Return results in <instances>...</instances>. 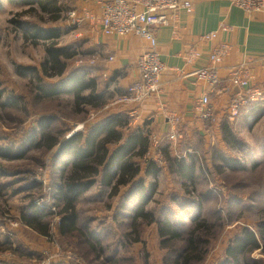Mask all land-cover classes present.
Instances as JSON below:
<instances>
[{"label":"rangeland","instance_id":"obj_1","mask_svg":"<svg viewBox=\"0 0 264 264\" xmlns=\"http://www.w3.org/2000/svg\"><path fill=\"white\" fill-rule=\"evenodd\" d=\"M33 1L28 5L24 0H0V264H104L112 258L110 264H174L182 240L167 245L157 223L132 222L127 216L132 209L124 200L130 186H122L118 195L111 196L110 188H102L97 179L75 202L79 228L60 233L59 176L53 166L56 150L34 148V131H42L45 124L50 138L59 136L61 141L86 132L106 113L102 110L106 102L98 107H78L73 95L43 96L46 87L61 85L79 72V62L88 58L77 53L79 41L69 14L72 0ZM57 29L59 37H45V30ZM54 48L75 53L74 58H61L67 73L52 77L41 72L36 77L34 71L40 70L48 49ZM260 110L264 111V106ZM231 126L234 144L225 141L221 124L218 130L209 128L200 137L166 145L172 158L195 157L194 189L180 175L171 173L164 145L133 160L142 167L153 160L160 167L155 179L144 167L139 176L147 185H154L146 210L157 219L168 217L176 222L175 215L190 205V197L202 200L210 235L205 258L192 264H222L244 228L255 234L259 226L264 228V117L254 123L234 119ZM227 161L235 162L234 168ZM35 207L47 213L38 223L42 228L48 226L45 236L23 221V215L28 216ZM182 218L181 227L190 225L188 217ZM85 226L93 231L92 238L83 234ZM259 243L260 248L250 256L264 264V243Z\"/></svg>","mask_w":264,"mask_h":264},{"label":"crops","instance_id":"obj_2","mask_svg":"<svg viewBox=\"0 0 264 264\" xmlns=\"http://www.w3.org/2000/svg\"><path fill=\"white\" fill-rule=\"evenodd\" d=\"M106 1H71V9L83 19L78 28L74 26L79 41L77 53L88 58L85 63L79 62L81 69L77 75L93 80V94L101 106L127 92L128 87L139 79L137 61L149 44L136 35L104 34L98 18ZM214 31L216 36L208 38ZM157 41L165 66L161 75V92L144 102L134 113L128 107L114 109L98 117L88 128L102 126L109 121L124 139L131 132H141L150 141L148 151L164 145L163 149L174 143L168 139V134L173 131L172 118L178 119L175 126L182 132V138L178 140L191 139L195 135L200 137L209 128V131L218 130L224 122L234 124V119L228 114L230 101L236 93V88L230 83L234 67L241 66L249 72L252 85L264 86V17L248 15L233 6L230 0H193V11H181L169 26L160 28ZM223 45L228 46V52L211 62L210 55ZM191 50L199 53L194 62L187 61ZM93 57L95 61L91 62ZM209 67H216L220 77L214 88L189 75L194 70ZM204 95H209L217 111V121L212 126L204 125L198 115V106ZM260 109L261 106L243 108L244 113L236 121L239 118L253 123L259 121L264 117V111Z\"/></svg>","mask_w":264,"mask_h":264},{"label":"trees","instance_id":"obj_3","mask_svg":"<svg viewBox=\"0 0 264 264\" xmlns=\"http://www.w3.org/2000/svg\"><path fill=\"white\" fill-rule=\"evenodd\" d=\"M24 1L28 5L36 2L33 0ZM44 33L46 38L51 39L60 36L58 29L45 30ZM74 55L75 53H68L60 49H48L46 61L40 70L34 71V74L36 77H40L38 74L41 72L52 77L62 76L66 74L67 64L61 58H74ZM94 84L93 80L80 78L77 73H73L64 79L61 85L46 87L44 89L46 94L43 96L73 95L71 96L72 100L78 107L81 105L98 107L100 103L93 94L95 91ZM85 91H89L86 96L84 95ZM108 122L102 126L90 127L86 132H77L62 141L59 136L50 138V130L46 131L45 124L40 126L46 132L43 131L44 129L42 131L40 129L39 132L38 130L34 131L36 137V140L32 142L34 148L44 147L47 151L56 150L55 155H53V166L59 176L56 197H58L57 202L62 206L60 212L62 216L59 228L60 233L66 234L79 228L77 226L78 214L75 209V202L84 192L92 189L91 187L99 179L98 183L102 188H110L111 196L118 195V190L122 186H130L124 200L129 202V207L132 209V212L128 211L130 215H127L132 217V222L134 220L137 223V220H141L157 223L160 236L164 241L167 239L165 241L167 245L170 241L182 240V248L175 254L174 264L201 262L207 253V237L210 235L209 224L203 215L202 200L199 197H190V205L187 207L183 206L182 213L177 212L175 215L176 222L171 221L168 217L157 219L151 212H148L146 206L152 201L155 191L154 185H147L144 178H139L143 167L135 164L133 160L138 157L144 158L149 149L150 141L143 133L135 131L124 139L122 134L115 128V125ZM231 125L224 122L222 131L225 141L234 144L231 139V134L233 133ZM39 134L40 138L37 137ZM163 152L165 157L168 158L167 161L171 173L180 175L193 189L196 188L195 172L197 163L194 160L195 157L172 158L167 147L163 148ZM227 163L230 168H234L235 162L227 161ZM159 170L160 167L153 160H149L148 165L145 167V173L151 175L154 179L158 175L157 172ZM185 187H188L187 183ZM126 209L128 210L127 206ZM183 215L190 219V225L186 227V224L181 227ZM46 216V212L36 208L33 209L31 214H28V216L25 214L22 218L27 225L45 236L48 233V226L42 228L39 227L38 223L42 222V219H45ZM257 233L255 234L247 227L244 228L243 232L235 238V243H232L228 248L227 259L222 264H239V262L242 264H257L250 255L255 249L260 248L259 240L264 243V228L259 226ZM83 234L87 238H92L94 235L93 231L86 226L83 229ZM90 242L94 241L90 240ZM95 243L101 245L99 241ZM92 247L95 248L96 246L93 245ZM113 259L104 261V264H110Z\"/></svg>","mask_w":264,"mask_h":264},{"label":"built area","instance_id":"obj_4","mask_svg":"<svg viewBox=\"0 0 264 264\" xmlns=\"http://www.w3.org/2000/svg\"><path fill=\"white\" fill-rule=\"evenodd\" d=\"M230 2L248 15L264 17V0H230ZM181 11L192 12L193 0H108L104 3L102 14L98 18L104 34L109 36L136 35L149 43L146 51L139 56L137 61L139 79L128 87L127 92L106 102L102 108L104 112L128 107L134 113L144 102L161 92V75L165 66L160 58L157 31L169 26L173 18ZM69 14L74 26L78 28L83 19L78 17L76 10L72 9ZM215 36L214 31L207 37ZM227 52V45L218 48L210 55L211 62L214 63ZM198 56V51L191 50L187 61L194 62ZM94 61L93 57L91 62ZM189 75L204 80L210 88L216 87L220 82L216 67L200 68ZM230 83L236 88V93L228 108V114L232 119L240 117L244 113L243 108L252 109L264 105V86L252 85L251 75L241 66L232 69ZM216 112L209 95H204L198 106V115L203 124L208 126L216 124ZM177 121V118L171 120L173 131L168 134V139L171 141L182 138V132L175 126Z\"/></svg>","mask_w":264,"mask_h":264}]
</instances>
